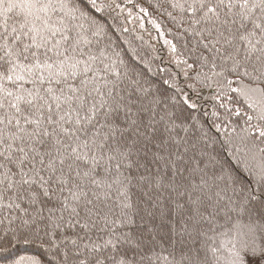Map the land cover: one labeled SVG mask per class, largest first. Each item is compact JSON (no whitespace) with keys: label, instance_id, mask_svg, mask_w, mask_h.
<instances>
[{"label":"snow or ice","instance_id":"snow-or-ice-1","mask_svg":"<svg viewBox=\"0 0 264 264\" xmlns=\"http://www.w3.org/2000/svg\"><path fill=\"white\" fill-rule=\"evenodd\" d=\"M160 7L173 96L129 67L98 0H0V253L43 252L14 264H264V0ZM205 88L212 126H235L227 167L191 134Z\"/></svg>","mask_w":264,"mask_h":264},{"label":"trees","instance_id":"trees-1","mask_svg":"<svg viewBox=\"0 0 264 264\" xmlns=\"http://www.w3.org/2000/svg\"><path fill=\"white\" fill-rule=\"evenodd\" d=\"M98 2L104 10L94 15L108 28L109 37L117 45V50L129 62V67L136 73L143 74L155 88H159L166 95H178L175 85L179 84L180 87H184L182 66H177L179 57L172 54L169 59L163 42L158 37L160 35L166 41L172 40V36L169 35L172 31V22L167 19L166 15H161L162 0H114L118 5L114 9L105 6L113 0H98ZM152 23L154 25H151ZM165 80H170L173 87L169 88L164 83ZM214 96V91L210 89L205 88L201 91L200 98L196 100L197 108L191 112L193 122L196 124L191 134L196 139L201 136L202 132H207L211 138L208 151L218 154L227 167L229 163H234V160L227 150L231 145L225 147V141L227 136H235V133L231 131L235 126L230 123L221 126L220 132L212 126L215 118L211 113L217 111L214 107L216 104ZM219 114L221 119H227L223 116V109L219 110ZM216 123L220 124V121L217 120ZM42 255V249L38 246L22 244L0 253V264H14V261L22 256L40 257Z\"/></svg>","mask_w":264,"mask_h":264},{"label":"rangeland","instance_id":"rangeland-1","mask_svg":"<svg viewBox=\"0 0 264 264\" xmlns=\"http://www.w3.org/2000/svg\"><path fill=\"white\" fill-rule=\"evenodd\" d=\"M151 25H154V24L152 23ZM158 37H160V39H161L162 42H163V46L165 47L164 49H165V52H166L167 56H168V57H169L170 55L172 56V53H171V51H170V47H169L168 44L166 43V40H165L164 38H162V36H160V35H158ZM169 59H170V57H169ZM172 61H173V60H172ZM173 62H175V60H174Z\"/></svg>","mask_w":264,"mask_h":264}]
</instances>
